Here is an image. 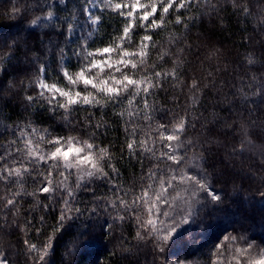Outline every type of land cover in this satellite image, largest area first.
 Instances as JSON below:
<instances>
[{
	"label": "trees",
	"instance_id": "obj_1",
	"mask_svg": "<svg viewBox=\"0 0 264 264\" xmlns=\"http://www.w3.org/2000/svg\"><path fill=\"white\" fill-rule=\"evenodd\" d=\"M166 2L157 5L147 22L103 4L95 11L98 23L91 32L89 0H0V58L13 53L2 60L6 70L0 71V156H5L0 160V260L5 264H251L259 259L264 250V0H194L183 8L175 0L164 14ZM130 23V42L118 47ZM144 37L151 38L144 41L146 49L141 48ZM13 41L16 47L9 48ZM85 42L88 52L112 47L116 57L145 52L143 64L139 55H130L128 60L138 67L122 69L131 79L145 81L131 105L129 94L114 103L90 85H70L64 78L62 68L76 79L83 60L73 53ZM41 65H46L43 73ZM155 73H161L159 79ZM40 78L49 85L91 93L99 103L74 104L66 111L58 105L67 98L57 95L49 105L51 94L41 95ZM149 80L156 87L145 94ZM145 112L150 119H145ZM181 121L184 131L171 133ZM160 125L169 130L165 136L179 135L186 146L177 153L183 157L179 166L159 159L168 143L161 141ZM31 129L48 134H33ZM21 130L25 139L19 138ZM39 136L45 141L75 137L79 142L74 145L87 155L85 142L98 146L92 161H99L109 179L73 168L65 172L62 164L57 170L51 161L32 164L25 148L28 139L32 147L52 150L38 141ZM99 148H106L107 155L101 156ZM192 157L221 199L214 202L200 193L196 215L178 227L179 237L174 233L161 242L162 233L153 232L151 225L142 227L150 219L147 209L153 202L161 212L168 207L156 200L162 185L148 173L171 165L157 173L165 181L176 176L172 187L163 185L171 200L178 174ZM79 177L83 179L78 187ZM45 186L50 191L43 192ZM145 190L148 205L142 200L134 209L119 204L122 199L131 205ZM70 191L74 198H69ZM69 199L71 218L55 231ZM9 200L14 203L9 205ZM151 218L157 228L164 222L155 208ZM49 237L52 247L40 261ZM249 244L253 247L243 255L236 253V248L247 249ZM31 245L37 251H31Z\"/></svg>",
	"mask_w": 264,
	"mask_h": 264
},
{
	"label": "snow or ice",
	"instance_id": "obj_2",
	"mask_svg": "<svg viewBox=\"0 0 264 264\" xmlns=\"http://www.w3.org/2000/svg\"><path fill=\"white\" fill-rule=\"evenodd\" d=\"M193 2H194V0H180L179 7L183 8L187 4H190ZM103 3H105L108 6H111V0H103ZM173 3H175V0H167L166 4H162L164 14L168 13L169 8L172 7ZM121 7L122 6L120 4L115 5L116 9H120ZM151 7H152L151 12L145 11L143 13V16L141 17L142 21L147 22L149 17L153 16L155 14V12L157 10L156 4L153 3ZM87 11H88L89 19L91 20V10L89 9ZM245 11L247 12V9H245ZM120 15L131 16L132 13L125 14L123 12H120ZM51 16H52V13H49L48 18H51ZM38 22H39V18L37 20H34L33 24H36ZM95 22L96 21H92V23H95ZM152 24L156 25L157 22L155 20H152ZM147 26H149V25L146 24V27ZM132 28H133V25L131 23L125 26V28L123 30V36H121L119 38L120 44L118 45V47H122V45L125 41L130 42V33H131ZM150 39H151L150 37H144L142 39V42H141V48L142 49H146V47H147V45L144 43V41H149ZM8 47L9 48H15L16 42L13 41L11 44L8 45ZM113 51H115V49H113L112 47H105L103 49H97L94 52H88L87 51V43L85 42V43L81 44V46L77 50H75L73 53L76 56L78 61L83 60V64H82L80 71L78 73H76V79H73L72 75L69 74V72L63 68H62V75L68 81V83L70 85H76L79 83H83V85L85 86V89H87L88 86L91 85V87L93 89H95L98 94H103L108 100H111L114 103L121 101V99L125 96V94H129L128 103H129V105H131L133 103V101L135 100L136 96L141 91L139 84L144 83L145 81L133 80L126 73H124L122 71V68L130 67L131 69L134 70L138 67V65L135 61L124 59L123 57L125 55H132V56L139 55L141 57L139 63L143 64V56L145 55V52L141 51L138 54L137 53H132V54L122 53V59L118 65H113V64L109 63V61L107 59L97 61L94 58L96 55H101V56H104L105 54L110 55ZM12 55H13V53L9 52L6 54L5 57L0 58V71L6 70L2 66V60L6 59V58H11ZM63 55H64V50H61V61H63ZM104 67H107V68L113 70L112 74L109 77V80H111L115 86L109 85L108 80L103 81L101 83H97L94 81L93 78H89V76L85 75L86 73H90L93 69H99L102 71ZM40 71L42 73L45 72L46 71V65H41ZM116 73H120L119 79H117ZM155 76L157 79H159L161 76V73H155ZM146 83H148L149 87L144 88L143 91L145 92V94H148L149 88L150 87H156V85L152 84L150 80L147 81ZM38 87L42 90L41 91L42 96L44 95L45 90L52 94L51 97L48 99L49 105H52L53 102L56 101L57 94L60 97H66L67 98L66 102L64 104L58 105L59 107L64 108L66 111L74 104L84 103V104L92 105L94 103H99V101H97L91 93H89V95H81L79 92H77V93H75V95H73L69 92H65L62 89L57 88L56 84L46 85L45 83H43V81H40L38 83ZM132 89H134V91H130ZM260 94H264V87H262L260 89ZM27 100H29L31 102L33 100V97L29 96V97H27ZM148 107H149L148 102L145 99L144 100L145 110H147ZM121 115H123V113ZM145 119H150V117L147 115V112H145ZM184 126H185L184 121H181V123L176 128L172 129L171 131L173 133H182L184 131ZM158 130H159V135H160L161 141H163L165 139L168 141V143L164 145V147L166 148V151L162 152L161 156L159 157L160 161L161 162L171 161L173 165L179 166L183 160V157L177 155V153L180 152L181 150L186 151V146H185L184 142L181 141L179 135H176V134H170V135L165 136V133L168 132L169 130L164 125H160ZM38 131H43L44 135L48 134L46 130L31 129V132L33 134H35ZM133 131H135V130H133ZM13 134L14 135L16 134V129H13ZM25 137H26V133L23 130H21L19 138L25 139ZM37 139L39 142L47 143V144L51 145L52 150L49 152H44L41 148H39V144H37L35 147H32L31 146L32 141L30 139H28L26 144H25V148L28 150V159L32 164L35 165L37 163H41L44 165H48L49 161H51L52 167H54L58 170L62 164L64 171L68 172L69 169H71L73 167L79 169L82 164L86 165V164L91 163V165H92L91 170L87 171V175L89 177H95L97 174H99V176L102 180L109 179L108 174L106 172H104L102 168L98 167L99 161L98 160L95 162L92 161V151H93L94 147H98V146H94L92 144H87V142H85V144L87 146V151H88V155L85 156V155L81 154L84 151L83 149H75V151L73 152L74 144L79 142L77 140V138H75V137H68L67 139H65L64 137H54L51 140L45 141L44 136H39ZM141 144L147 151H152L151 149L147 148V142L146 141H142ZM189 144H191V142H189ZM0 147H2V146H0ZM128 147H129V150L131 151L133 149V144L129 143ZM70 153H71V158H70ZM99 153L101 154V156H106L107 155V149L106 148H99ZM3 159H5V156H0V160H3ZM195 163H199V161L194 160V164ZM168 169H171V165L166 166V169H160L159 167H156V168L149 171L148 178L150 180H157V179L160 180L162 188H161L160 194H158L156 196V200L159 201L161 204L168 205L170 210H165V211L161 212V209L159 207H156L155 202H153L151 204V206H149L147 209L149 212V215H150V219L145 224L142 225V227H148V225H151L152 226L151 230L153 232L162 233L161 235H159V240L161 242H164V243H166L170 239H172L174 233L176 234L177 237H179L180 234L177 233V228L181 224H186L194 218V216L196 215L195 205L200 203V201L198 199V193H200V192L206 193L211 198V200L214 202L219 201L221 199V197L218 194H216L211 189L209 184L206 182V173H203L201 171L198 173V175H188L186 172L181 170V172L179 174V179L181 180V182L189 184V189H188L189 199H186L184 201L185 207L182 209V218L179 221H177L176 217L173 215V213L176 211V208L173 206V202H174L175 198H173V202H170L168 200V198L164 195V193L167 191V189L163 187V185H165V184H167L168 187H172L173 186V180L176 179V176L175 175L171 176L167 181H165L161 177L157 176V173L162 172V171H166ZM16 172H17V174H19L20 169H16ZM69 174H71V173L69 172ZM9 175H10V173H9ZM50 175H51V171L49 172V176ZM61 175H63V173H61ZM82 179H83L82 177L78 178V181H77L78 187L81 186L80 181ZM48 184H51L50 180L48 181ZM113 187H115V185H113ZM149 187H151V185ZM41 190L43 192H48V191H50V188L48 186H45ZM74 195H75L74 192H71V191L68 192V196L70 199L74 198ZM70 199L65 201V208L63 210H61V214L59 217V227H57L55 229V231H61L63 229L64 221L66 219L71 218V216L68 215L69 212L73 211V209L68 207V205L70 203ZM141 200L144 201L145 205H148L149 197H148V191L147 190H145L143 195L138 197L136 201H133V203L131 205H129L126 201H124L122 199L119 200V204L122 205L125 209H134L136 204ZM13 203L14 202L12 200L8 201L9 205H12ZM113 206H115V205H113ZM153 208H155V212L157 214L168 217V219H169V221H171V223L165 225L164 222L161 221L160 222L161 226L159 228H157L156 227V220L151 218ZM74 211L79 212V209H75ZM121 219H123V217H121ZM86 231H87V229H85V232H82L80 235L81 236L85 235ZM137 235L139 236L140 233L138 232ZM52 239H53V237H49V243H46L44 245V249L40 253V256H39L40 261L44 260V257L48 254V251L51 249ZM224 239L230 240L231 243L236 242L235 237L226 236ZM89 242L90 241H85V244H87ZM25 243H27V242H25ZM252 247H253V245L249 244L247 249L236 248L235 251L239 255H243L245 252L248 251V249H251ZM219 248H220V245H217V249H219ZM30 250L31 251H37L36 246L31 245ZM160 251H163L162 247L160 248ZM0 264H5L4 260H0ZM237 264H239V262H237ZM251 264H264V250H261V252L259 253V259H256L254 262H251Z\"/></svg>",
	"mask_w": 264,
	"mask_h": 264
},
{
	"label": "rangeland",
	"instance_id": "obj_3",
	"mask_svg": "<svg viewBox=\"0 0 264 264\" xmlns=\"http://www.w3.org/2000/svg\"><path fill=\"white\" fill-rule=\"evenodd\" d=\"M161 2H163V0H111V7L115 8V5L120 4L122 6L121 8H123L127 13H132V15L128 16V17L129 18H133L136 15H139L140 17H142L143 13L145 11L151 12L152 11V7H151L152 4L155 3L156 4V8H157V5L159 3H161ZM103 4H105V3H103V0H89L88 7L86 9V16H87V19H88V22H89V28H90L91 32L95 30L96 25L98 23V19H97V16L95 15V11L97 9H100ZM89 9L91 10V20L89 19V15H88V11H87ZM92 21H96V22L92 23ZM113 53L114 52H112L110 55L105 54L104 56L96 55L94 58L97 61H101V60L107 59L109 61V63H111L113 65H118L119 62L122 59V55L119 56V57H116V56L113 55ZM127 54H129V53H127ZM129 56L130 55H125L123 58L124 59H128ZM112 72H113L112 69L104 67L102 71L99 70V69H93L90 73H86L85 75L89 76V78H93L94 81L97 82V83H101L103 81L108 80L109 81V85L115 86L112 83V81L109 80V77L112 74ZM116 77H117V79H119L120 78V73H116ZM40 81H43V83H45L46 85H49L42 78L39 79L38 83ZM57 88L62 89L65 92H69V93H71L73 95H75V93H77V92H79L81 95H87V94L82 93L81 91H77V90H74V89H71V88H63V87H59V86H57ZM40 91H42V90L40 89ZM44 92H47V91L45 90ZM171 133H173V132L171 131ZM75 149H82V148L81 147H77L76 145H74L73 152L75 151ZM81 154L87 156L86 153L82 152ZM70 158H71V153H70ZM194 160L198 161L197 159L192 157L190 160H188L185 163V166L182 169L188 175H198V173L202 171V169L199 166V163H195L194 164ZM91 166H92L91 163L86 164V165L82 164L79 169H77L75 167H73V169L76 170V172L79 173V174H86L87 171L91 169ZM206 182L210 186V182H209V179L207 177H206ZM188 189H189V184L181 182V180L178 177L177 178V183H176V190L174 192L175 194H172L171 200H169L170 202H173V198H175V200L173 202V206L176 208V211L173 213V215L176 217L177 221H179L182 218V209L185 207L184 201L186 199H189V191H188ZM200 193H204V192H200ZM200 193H198V198L200 196ZM166 210H170L169 207H167ZM169 223H171V221H169L168 217L164 216V224L167 225Z\"/></svg>",
	"mask_w": 264,
	"mask_h": 264
}]
</instances>
